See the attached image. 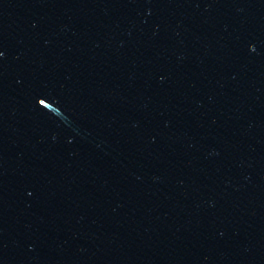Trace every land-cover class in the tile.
Masks as SVG:
<instances>
[{
  "label": "water",
  "instance_id": "obj_1",
  "mask_svg": "<svg viewBox=\"0 0 264 264\" xmlns=\"http://www.w3.org/2000/svg\"><path fill=\"white\" fill-rule=\"evenodd\" d=\"M0 264H257L125 168L0 138Z\"/></svg>",
  "mask_w": 264,
  "mask_h": 264
}]
</instances>
